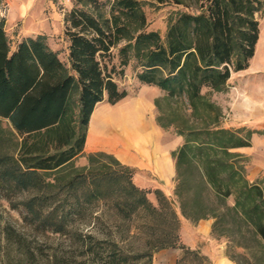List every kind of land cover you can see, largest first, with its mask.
<instances>
[{"label": "trees", "instance_id": "trees-1", "mask_svg": "<svg viewBox=\"0 0 264 264\" xmlns=\"http://www.w3.org/2000/svg\"><path fill=\"white\" fill-rule=\"evenodd\" d=\"M73 1L64 18L67 64L43 36L11 50L0 13V141L12 148L0 157V187L10 203L22 196L11 205L27 223L66 235L71 246L44 256L41 244L6 224L4 264H151V251L129 255L111 237L77 226L99 201H113L128 220L140 212L167 216L174 231L160 248L192 252L178 242V216L160 189L155 207L132 182L131 168L103 151L87 154L86 166L74 163L95 107L128 96L105 61L115 48L120 66L133 63L140 83L165 92L154 100L156 122L183 139L172 152L180 215L211 219V235L228 241L226 255L236 264H264V188L247 180L246 158L234 151L250 144L251 132L223 128L212 99L255 55L264 0H154L185 9L169 18L164 37L147 30L141 0Z\"/></svg>", "mask_w": 264, "mask_h": 264}, {"label": "rangeland", "instance_id": "rangeland-1", "mask_svg": "<svg viewBox=\"0 0 264 264\" xmlns=\"http://www.w3.org/2000/svg\"><path fill=\"white\" fill-rule=\"evenodd\" d=\"M141 1L143 6L142 9L147 18V30L157 31L161 37L165 35L169 18L179 13V11L185 10L179 7V5H175L171 2L160 4L154 0ZM0 2V13L5 19L4 29L11 50H13L16 44L23 38L43 36L51 48L58 53L59 58L67 64L68 40L64 35V18L75 6L73 0H0ZM258 19L261 35L259 55L264 56V13L259 15ZM117 51V48L113 49L110 55L105 58V61L109 69L112 66L115 67L116 74L114 75V80L120 89L126 90L130 96L144 95L153 102L156 98H161L165 94L163 90L156 86L140 83L135 77L133 63L127 66H120ZM261 56H257V62H262L263 58ZM103 104L107 103L104 102ZM149 115L150 117L155 116L156 119L158 115L157 109L155 108L152 114ZM149 115H147V119ZM2 125L5 126V121H2ZM163 133L166 140L173 145L176 144V149L181 145L183 139H180L173 128L163 129ZM177 140L179 143H176ZM103 142L105 144L110 143V141L105 138ZM7 145L9 144L0 141V157L12 151V148H8ZM103 152L112 154L118 159L116 155L109 151L104 150ZM85 158L87 160V155H85ZM101 162L109 163L110 160L103 158ZM1 168L2 164H0V169ZM112 168L114 169L117 167L112 166ZM130 168L134 185L143 189L152 205L158 207V201L153 192L155 189L154 186L160 185L156 177H153L151 173L139 171L132 167ZM174 187L175 181L172 189L168 190L166 187L161 191L171 201L172 208L179 219V203L177 197L174 195ZM82 193L83 190L81 188L76 192L77 195H82ZM5 194V189L0 187V264H4L2 229L6 224H10L17 231L24 233L30 240H34V242L36 241L38 244H41L44 256L55 252L57 254H62L69 251V247H71L70 239L66 235L36 230L24 220V210L21 207L15 208L11 205L15 201H20L22 196L18 193L13 195L12 203H10L6 199ZM72 194H75V192H72ZM229 202L231 203V200H229ZM84 215L85 219L77 222V226H79L83 233L94 231L100 237H111L120 247H123L129 255L144 249L149 250L152 252L151 264L153 255L159 250L164 249L160 248L161 244H163L174 231L167 216H160L159 214L150 215L145 212H140L134 215L131 220L125 219L123 214L116 209L113 201L95 202L87 207ZM179 227L177 230L178 237ZM218 240L220 243L225 244L226 252L229 246L228 241L226 239ZM179 250L180 255L177 259L179 264L209 263L208 258L200 254L199 251L191 250V253L185 254L184 250ZM193 252H197L198 256L194 255ZM74 254L77 255L78 252Z\"/></svg>", "mask_w": 264, "mask_h": 264}, {"label": "crops", "instance_id": "crops-1", "mask_svg": "<svg viewBox=\"0 0 264 264\" xmlns=\"http://www.w3.org/2000/svg\"><path fill=\"white\" fill-rule=\"evenodd\" d=\"M260 42L261 35L248 68L232 73L226 89L214 93L212 99L223 111V128L251 132L250 144L234 151L246 158L247 180L264 188V56L259 55ZM257 56L262 62H257ZM103 103L91 115L85 146L75 165L86 166L85 155L105 150L123 164L155 176L160 184L155 188L172 189L176 175L172 152L177 146L164 138L155 116L150 117L154 102L144 95H128L115 105ZM104 138L110 143L105 144ZM179 222V242L186 248L205 255L208 264H236L226 255L225 244L211 235V219L193 223L179 215ZM179 255L177 248H164L153 255L152 264H176Z\"/></svg>", "mask_w": 264, "mask_h": 264}]
</instances>
